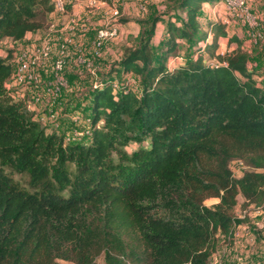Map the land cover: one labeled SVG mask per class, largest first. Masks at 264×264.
Instances as JSON below:
<instances>
[{"label": "trees", "instance_id": "1", "mask_svg": "<svg viewBox=\"0 0 264 264\" xmlns=\"http://www.w3.org/2000/svg\"><path fill=\"white\" fill-rule=\"evenodd\" d=\"M218 2L178 0L185 18L156 49L154 18L85 95L89 134L69 142L6 88L13 66L0 55V161L31 188L0 167V264H210L220 238L233 244L238 197L264 204V172L230 167L264 169V74L226 24L200 22ZM51 12V0H0V42L43 29ZM187 42L192 56L170 66Z\"/></svg>", "mask_w": 264, "mask_h": 264}, {"label": "crops", "instance_id": "2", "mask_svg": "<svg viewBox=\"0 0 264 264\" xmlns=\"http://www.w3.org/2000/svg\"><path fill=\"white\" fill-rule=\"evenodd\" d=\"M178 0H112L111 3H106L98 0H66L67 15L58 14L57 12H51L47 14L45 20V26L43 29L35 32L28 33L23 40L19 42L12 41L9 38H5L0 42L1 45H8L9 60L12 63L13 70L17 66L18 57L20 54H26L33 56L35 50L44 42L51 43L52 52L49 59L40 63L35 69V73L40 78L41 84L52 82L54 79V61L60 56V43L62 37H70L72 42L68 45L65 52V59L68 63L69 74H75L73 91L67 90L68 96L73 102L64 104L60 99V106L58 107V119L60 127L57 129L55 126H48L46 129L48 132H56L59 135L73 136V140L84 138L87 135V106L78 102V99L85 98L82 92L87 90L86 83L84 89H78V83L82 81L96 82L98 77L104 73H107L111 64L119 62L123 57L125 50L133 48L134 43L141 40L146 34L151 22L154 18H158L155 25V35L152 39L154 41L158 34L163 37L166 36L167 23L169 21L177 22V18H185V13L175 9V5ZM251 7L252 11L262 20L264 24V0H246ZM144 7V10L142 9ZM117 7L122 12V22L119 26V34L116 38L110 40L99 58L93 57V43L96 38L99 29L104 28L108 24L107 11ZM227 17V11L220 0L217 4H206L201 10L199 17L200 22L203 24L205 19L210 21L220 20L224 22ZM70 18H76L77 25L75 29L71 30ZM54 24L55 30L48 31V25ZM238 23L231 21L226 25V30L230 36H237L242 47L249 52L250 43L247 31L241 26L238 29L234 28V25ZM261 42L264 43V40ZM154 43V42H153ZM184 45V44H183ZM228 47L225 42L221 41L220 49ZM231 49L237 48L236 44L230 45ZM193 49V48H191ZM264 48L260 50L263 52ZM193 53V52H192ZM191 53V56H192ZM79 56H84L86 60L92 63L91 68L78 64ZM264 56V54H262ZM251 62V60H250ZM181 62H177L179 64ZM250 68L256 69L260 74H264V59L258 63H253ZM85 70V71H84ZM72 92L80 93L79 96L70 97ZM34 93H42L45 104L33 105L32 109L35 113L44 116L54 107L48 105L50 96L42 88H34L29 90L27 94L32 96ZM79 107H83L82 110L86 113V118L81 119L78 124L74 123L73 115L81 114L78 112ZM86 111H85V109ZM80 126L84 127L86 132H77ZM50 129V130H48ZM62 131V132H61ZM62 134H61V133ZM87 137V136H86ZM244 200H242L243 202ZM240 206V200L238 198L237 208ZM236 211V210H235ZM241 219V216L238 215ZM257 236L260 239L257 240ZM222 240V238H220ZM224 262H231L235 264H264V208H255L254 206L248 207L245 214V223L238 226L234 235V242L232 245L220 244L217 252L210 259V264H221Z\"/></svg>", "mask_w": 264, "mask_h": 264}, {"label": "built area", "instance_id": "3", "mask_svg": "<svg viewBox=\"0 0 264 264\" xmlns=\"http://www.w3.org/2000/svg\"><path fill=\"white\" fill-rule=\"evenodd\" d=\"M53 3V12L58 14L67 15V4L66 0H51ZM224 4L227 17L224 20V24L228 25L231 21H237L243 28L246 29L249 40L254 45L264 40V24L262 20L252 11L246 0H220ZM144 10V7H142ZM123 17L122 12L117 7H112L107 11L108 24L99 29L96 38L93 43V57L99 58L106 44L116 38L119 34V20ZM72 26L71 30L75 29L77 25L76 18H70ZM55 30L54 24L48 25V31L52 32ZM72 42V39L68 36L62 37L60 43V56L54 61V79L52 82L41 84L40 78L35 73L34 69L42 62L50 58L52 47L51 43L44 42L36 50L35 54L31 57L26 54H20L17 61V66L13 70L11 79L8 81L6 88L12 92L15 99H21L27 104L28 110L33 114L34 119L39 121L45 128L49 125H58V111L50 110L44 116H41L34 112L32 106L45 104V99L42 93H34L29 96L27 92L34 88H42L50 96L48 100V105L55 107L58 102L59 93L63 88L67 86V81L65 79L67 62L65 59V52L68 45ZM226 53H230V50H223L220 54L225 56ZM179 62H184L185 58L183 56L178 57ZM78 64L84 65L89 69H92V63L84 56H79ZM226 65L225 62H223ZM103 83L100 81L96 83L93 87L102 86ZM115 89L118 88L117 84L114 85ZM59 107V106H58ZM79 115H73V122L78 124L80 119ZM89 122V119H86ZM89 132L87 131V135ZM239 164L243 167V163L238 160ZM246 211L243 212L241 219L245 218ZM239 219V218H238ZM221 264H235L231 262H224Z\"/></svg>", "mask_w": 264, "mask_h": 264}, {"label": "rangeland", "instance_id": "4", "mask_svg": "<svg viewBox=\"0 0 264 264\" xmlns=\"http://www.w3.org/2000/svg\"><path fill=\"white\" fill-rule=\"evenodd\" d=\"M217 4V3H216ZM222 4V3H221ZM224 5V4H223ZM143 7V6H142ZM122 19V18H121ZM121 19L119 20V22L121 21ZM177 22H179V19L177 18V20H176ZM207 21H209L208 19H205L204 21H203V24H206L207 23ZM235 22H237V21H235ZM180 23V22H179ZM238 23V22H237ZM180 25H181V23H180ZM235 27L234 28H236V29H238L239 27L241 28V25L238 23L237 25H234ZM229 32V31H228ZM155 35V34H154ZM157 38L154 40V41H152L151 42V44H152V46H153V48L154 49H156V48H158L159 46H160V43L162 42V40L165 38V37H163L162 35H160V34H158L157 36H156ZM154 42V43H153ZM139 43H140V41H138V42H135L134 43V45L133 46H138L139 45ZM251 43V42H250ZM252 44V47L251 46H249V55H250V60H251V62H250V65L252 66L253 65V63H258V62H260L261 60H263L264 59V56H262V54H264V51L263 52H260V50L262 49V48H264V43L263 42H259L257 45H254L253 43H251ZM8 49H10L9 48V46L8 45H1L0 46V55L3 57V58H9V50ZM229 49H231V48H229ZM223 50H224V48H223ZM247 51V50H246ZM193 52V49H191V45L187 42V43H185L183 46H181V49H180V53H179V56L178 57H180V56H183L185 59L186 58H188V57H191V53ZM179 59H177V57H175V58H173L172 60H171V63H170V66H173V65H177V62H179L178 61ZM67 62V61H66ZM185 62V61H184ZM116 63V62H115ZM82 66H84V65H82ZM85 71V70H84ZM69 72V70H68V63H67V68H66V75H65V79H66V81H67V86L65 87V88H63L62 90H61V92L59 93V96H58V102H57V104L55 105V107H54V110H58V106H60V99L61 100H63V103L66 105V104H69L70 102H73V98L72 99H70L69 98V96H68V93L69 92H67V90H72L73 91V89L71 88V87H73V85H74V83H76V81L74 82V79H75V77H77V75H76V73L75 74H69L68 73ZM106 73H104V74H102L101 76H99L98 77V79H97V81L96 82H90V80L87 78V80L88 81H82V83L80 82V83H78V89L79 90H81L82 91V89H84L83 87H85V85H86V83H88L87 85H86V87H87V90H85L84 92H82V95H86V96H88V94H90L89 92H90V90L92 89V88H94L93 86L96 84V83H98L99 81H103L105 78H106V75H105ZM130 80H131V83H130V85H132L133 86V88H135L136 86H137V81H136V78H135V76H133V75H131L130 76ZM74 82V83H73ZM79 94L80 93H75V92H72V94H71V96L70 97H73L74 95L75 96H79ZM78 102L80 103V104H82V105H85V106H89V101L86 99V98H80V99H78ZM44 105V104H43ZM77 109H78V106H77ZM83 109V107H79V113L81 114V116H78L79 117V119L81 120V119H85L86 118V113L84 112V110H82ZM85 109V108H84ZM85 111H86V109H85ZM87 119V118H86ZM62 120V118L60 117L59 119H58V125L56 126L55 125V128H59L60 127V124H59V122ZM49 126H53V125H49ZM47 130V129H46ZM48 130H50V129H48ZM80 131L81 132H86L85 130H84V127H82V126H80V129L77 131V132H79L80 133ZM48 132V131H47ZM62 132V131H61ZM60 132V133H61ZM62 134V133H61ZM87 136V135H86ZM73 136L71 135V136H65V141L66 142H69V141H73V138H72ZM138 148V144H135V143H130L127 147H126V151L130 154V153H132L134 150H136ZM115 160H117V158L115 157ZM241 161V160H240ZM239 161L238 160H235V161H233V162H231L230 163V167H231V169H232V171H233V175L235 176V177H237V178H240V177H242L245 173H249V172H256V173H263L264 172V169H256V168H254V167H251L250 165H248L247 163H245V162H243V161H241L242 163H243V167L238 163ZM2 163H1V161H0V167H2V169L4 170V172L8 175V176H10L15 182H17L18 183V185L19 186H21L22 188H24V189H27V190H31V188H30V185H29V176L27 175V174H20V173H17V172H15L11 167H9V166H3V165H1ZM239 198V200H240V206L237 208H235V210L236 211H234V215H235V217L236 218H238V215H240V216H243V212L244 211H247L248 210V207H250V206H254L255 208H260L261 207V209L262 208H264V204L263 205H261V206H255V205H248V206H245V205H243L244 203H245V201H243L242 202V200H244L243 199V197L242 196H239L238 197ZM218 199H215V198H207V199H205L204 201H203V204L205 205V206H207V207H209V206H211V205H213V204H216V203H218ZM257 240H259V242H260V239H259V237L257 236ZM220 244H222V240H220ZM62 264H64V263H62ZM96 264H105L104 263V255L103 254H101L98 258H97V260H96Z\"/></svg>", "mask_w": 264, "mask_h": 264}]
</instances>
